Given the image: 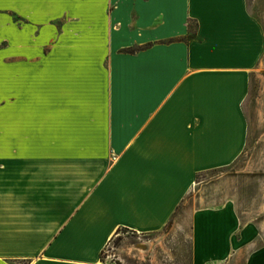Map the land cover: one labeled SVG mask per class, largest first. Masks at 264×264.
<instances>
[{
  "label": "crops",
  "instance_id": "obj_1",
  "mask_svg": "<svg viewBox=\"0 0 264 264\" xmlns=\"http://www.w3.org/2000/svg\"><path fill=\"white\" fill-rule=\"evenodd\" d=\"M254 1L0 0V264H115L119 228L163 229L243 154ZM191 222V264H264L235 197Z\"/></svg>",
  "mask_w": 264,
  "mask_h": 264
},
{
  "label": "rangeland",
  "instance_id": "obj_2",
  "mask_svg": "<svg viewBox=\"0 0 264 264\" xmlns=\"http://www.w3.org/2000/svg\"><path fill=\"white\" fill-rule=\"evenodd\" d=\"M252 6L264 24V0H255ZM245 108L251 131L243 154L231 166L199 174L163 229L116 232L103 250L105 260L115 264H191L194 208L229 196L237 199L244 219L264 225V55L252 74Z\"/></svg>",
  "mask_w": 264,
  "mask_h": 264
},
{
  "label": "trees",
  "instance_id": "obj_3",
  "mask_svg": "<svg viewBox=\"0 0 264 264\" xmlns=\"http://www.w3.org/2000/svg\"><path fill=\"white\" fill-rule=\"evenodd\" d=\"M198 175H199V174H198ZM119 230H128V231H131L132 233H137V232H135V231H133V230H129V229H127V228H119V229L117 230V232H118ZM101 258H102L103 261H105V258H104V256H103V250H102V252H101Z\"/></svg>",
  "mask_w": 264,
  "mask_h": 264
}]
</instances>
